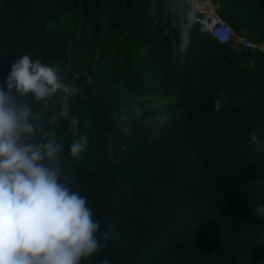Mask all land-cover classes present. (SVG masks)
Here are the masks:
<instances>
[{
    "label": "trees",
    "instance_id": "obj_1",
    "mask_svg": "<svg viewBox=\"0 0 264 264\" xmlns=\"http://www.w3.org/2000/svg\"><path fill=\"white\" fill-rule=\"evenodd\" d=\"M212 1L264 43V0ZM202 17L188 0H0V86L29 55L96 95L73 106L75 129L53 126L61 179L109 233L81 264H264V151L251 139L264 143V51L218 42ZM158 96L175 100L140 109Z\"/></svg>",
    "mask_w": 264,
    "mask_h": 264
},
{
    "label": "clouds",
    "instance_id": "obj_2",
    "mask_svg": "<svg viewBox=\"0 0 264 264\" xmlns=\"http://www.w3.org/2000/svg\"><path fill=\"white\" fill-rule=\"evenodd\" d=\"M5 85L6 90L0 86V264H81L105 246L109 233L97 237L100 225L87 198L72 190L67 177L61 179L63 145L53 126L61 119L78 126L73 115L78 88L62 80L57 65L29 55L15 59ZM214 104L220 111V101ZM251 139L264 151L258 136ZM87 144V136H80L70 155L78 157Z\"/></svg>",
    "mask_w": 264,
    "mask_h": 264
},
{
    "label": "built area",
    "instance_id": "obj_3",
    "mask_svg": "<svg viewBox=\"0 0 264 264\" xmlns=\"http://www.w3.org/2000/svg\"><path fill=\"white\" fill-rule=\"evenodd\" d=\"M199 22L201 29L208 31L209 34L220 43L232 41L234 46L245 50L258 48L264 51V43L256 45L249 38L237 35L231 25L213 10L210 16L199 18ZM249 64H252L251 60H249Z\"/></svg>",
    "mask_w": 264,
    "mask_h": 264
},
{
    "label": "rangeland",
    "instance_id": "obj_4",
    "mask_svg": "<svg viewBox=\"0 0 264 264\" xmlns=\"http://www.w3.org/2000/svg\"><path fill=\"white\" fill-rule=\"evenodd\" d=\"M188 1L193 6L194 10L203 14L204 17L210 16V11L202 8L197 1L205 3L206 6L207 5L212 6L213 4H215V2H213L212 0H188ZM212 9H213V7H212ZM144 100H147V101L144 102V104L140 106V109L141 108H147L148 106H151V105L172 103L175 100V97H171V96L170 97L169 96H165V97H159L158 96V97H154V98L153 97H144Z\"/></svg>",
    "mask_w": 264,
    "mask_h": 264
},
{
    "label": "water",
    "instance_id": "obj_5",
    "mask_svg": "<svg viewBox=\"0 0 264 264\" xmlns=\"http://www.w3.org/2000/svg\"><path fill=\"white\" fill-rule=\"evenodd\" d=\"M213 11H216V4L212 5ZM77 95L74 97L73 106L77 110L82 100H91L95 98V92L88 82H81L78 86Z\"/></svg>",
    "mask_w": 264,
    "mask_h": 264
},
{
    "label": "bare ground",
    "instance_id": "obj_6",
    "mask_svg": "<svg viewBox=\"0 0 264 264\" xmlns=\"http://www.w3.org/2000/svg\"><path fill=\"white\" fill-rule=\"evenodd\" d=\"M197 2L199 3V5H200L202 8L209 10L210 13L212 12V7H211V5H209V6L207 5V6H206V4L203 3V2H200V1H197ZM208 4H209V3H208Z\"/></svg>",
    "mask_w": 264,
    "mask_h": 264
},
{
    "label": "crops",
    "instance_id": "obj_7",
    "mask_svg": "<svg viewBox=\"0 0 264 264\" xmlns=\"http://www.w3.org/2000/svg\"><path fill=\"white\" fill-rule=\"evenodd\" d=\"M212 7V6H211Z\"/></svg>",
    "mask_w": 264,
    "mask_h": 264
}]
</instances>
